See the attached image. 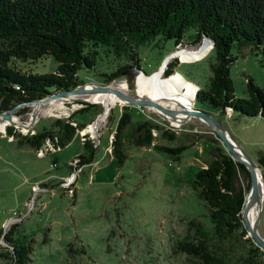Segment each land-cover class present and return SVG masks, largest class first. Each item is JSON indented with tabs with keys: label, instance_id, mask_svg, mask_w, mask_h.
<instances>
[{
	"label": "rangeland",
	"instance_id": "obj_1",
	"mask_svg": "<svg viewBox=\"0 0 264 264\" xmlns=\"http://www.w3.org/2000/svg\"><path fill=\"white\" fill-rule=\"evenodd\" d=\"M194 32V28L188 29L181 42L159 34L119 55L110 45L94 46L93 66L80 69L68 88L55 89L45 97L31 100L46 99L39 103V108L27 104L29 101L17 104L20 106L12 113V122L0 117V253L12 251L3 237L15 225L17 244L32 246L28 264H206L180 249L179 244L188 243L190 248L189 244L196 242L187 225L190 219L200 220L213 234L209 209L193 188V181L198 170L227 155L235 164L232 193L243 197L240 215L246 235L226 241L212 235V249L218 252L220 264H253L246 263L244 256L254 244L261 251L258 261L264 264V248L250 233L257 224L256 231L264 240V174L257 162L264 155V118L243 116L231 106L222 112L198 99L200 88L206 87L211 76L214 55L212 43L205 36L192 42ZM206 42L211 44L210 49L191 61H182L174 53L186 50L192 54ZM133 52L140 60L138 66V59L131 57ZM232 53L236 56L230 67L235 96L247 97V76L264 90V67L259 57L249 48H234ZM19 64L31 73L53 72L58 66L52 57ZM126 65L129 67L121 68ZM160 71L162 77L177 74L197 85L190 112H202L221 124L224 128L220 131L235 149L239 152L241 147L260 168L261 204L254 202L246 213L250 228L243 211L251 189L249 169L232 157L216 130L202 116L189 114L177 119L176 114L166 113V108L147 96L138 95L139 73L152 78ZM121 83L127 84L125 91L119 87ZM77 88L90 91L53 97ZM104 92H114L121 102L105 106L91 98ZM132 100L154 102L159 107L135 104ZM60 120L73 126L86 124L61 149L57 146L59 141L53 142L54 138L58 140L57 134L34 149L18 146L15 137L6 133L7 126H13L23 136L44 128L54 131L53 125ZM19 121L21 125H16ZM118 130L123 152L127 154L121 165L113 157ZM86 141L95 149V156L91 163L82 165L77 156L85 152ZM163 147L184 149L175 155ZM72 175L75 177L69 182ZM254 207L257 211L250 222L249 213ZM6 262L0 257V264Z\"/></svg>",
	"mask_w": 264,
	"mask_h": 264
},
{
	"label": "trees",
	"instance_id": "obj_2",
	"mask_svg": "<svg viewBox=\"0 0 264 264\" xmlns=\"http://www.w3.org/2000/svg\"><path fill=\"white\" fill-rule=\"evenodd\" d=\"M190 28L195 30L193 43L201 41L203 36L214 41L211 76L206 87L200 88L198 99L222 112L231 106L243 116L264 118V90L247 76V97H236L230 76V67L236 60L234 48H249L264 67V0H0V111L45 97L55 89L68 88L80 69L93 66L94 46L110 45L119 55L159 34L181 42ZM41 57L55 59L58 62L55 71L31 73L17 65ZM131 57L135 61L137 53L133 52ZM55 123L54 131L44 128L23 136L13 126H7L6 133L15 137L18 146L34 149L57 134L59 138L53 142L59 141L57 146L61 149L86 126L84 123L73 126L61 120ZM83 147L85 152L77 156L82 165L91 163L95 156V149L88 141ZM163 148L175 155L184 149ZM126 155L118 130L113 157L121 165ZM257 162L264 174V155ZM239 166L244 169L242 164ZM234 172V161L222 155L198 170L193 181V188L209 209L212 235L223 241L246 235L240 215L243 197L232 193L230 185ZM187 225L196 242L190 243V248L188 243H181L180 249L206 264H220L218 252L212 249V235L203 223L190 219ZM15 229L12 225L3 237L12 251L1 252L0 257L7 261L5 264H28L32 246L17 244ZM249 249L245 251V262L260 264L259 247L252 244Z\"/></svg>",
	"mask_w": 264,
	"mask_h": 264
},
{
	"label": "bare ground",
	"instance_id": "obj_3",
	"mask_svg": "<svg viewBox=\"0 0 264 264\" xmlns=\"http://www.w3.org/2000/svg\"><path fill=\"white\" fill-rule=\"evenodd\" d=\"M210 47H211V44L209 42H206L202 46L201 49L197 50L196 52L192 54H188L186 50H182V51L179 50L174 53H176V55L181 57L180 59L182 61H188V60L191 61L195 58L201 57L205 52H207V50L210 49ZM169 58L166 59L165 64L168 62ZM162 71L152 75V78L147 77L143 75L142 73H139V75L137 76L138 95L143 96V97L147 96L148 98L155 101L163 108L170 109V110L172 109L175 111L177 109L176 111L177 113L175 112L177 119L179 118L181 119L183 117L188 116L189 114L187 112H190L193 108L192 105L194 101V93L197 90V85L185 81L183 79L184 77L182 78L180 75H177V74L171 75L170 78L162 77L161 76ZM119 87L125 91L127 89V84L121 83ZM85 88L90 89L91 87L86 86ZM105 93H108V94H105ZM114 95H115L114 92L113 93L104 92V94L99 93L98 95L97 94L91 95V98L94 99L95 101H101L102 103L105 104V106L106 104H111V103L114 104L115 102H118V101L121 102L120 100L121 98L119 99L116 97V95L115 96ZM70 98H73V97H70ZM39 106H40L39 104L37 105L35 104V108L36 107L39 108ZM40 109H42V106L40 107ZM155 110L160 113H163L161 110H158V109H155ZM8 121L12 122V119ZM16 125H21V122L20 121L17 122ZM92 128H94V126ZM259 173L260 171L258 172V177L260 176ZM256 211H257V207H254L253 209H251L249 213L250 222L251 221L253 222Z\"/></svg>",
	"mask_w": 264,
	"mask_h": 264
},
{
	"label": "water",
	"instance_id": "obj_4",
	"mask_svg": "<svg viewBox=\"0 0 264 264\" xmlns=\"http://www.w3.org/2000/svg\"><path fill=\"white\" fill-rule=\"evenodd\" d=\"M206 39H209L212 43V46H214V41L208 37L205 36ZM106 88H98V90H105ZM85 91H90V90H86L85 88H77L75 90H72L71 92H59L58 94L54 95L53 97H64V95L66 94H76V93H84ZM46 102V99H44L43 101L39 100V101H29L27 102V104H39V103H43ZM132 103L135 104H139V105H154L159 107L156 103L154 102H150V101H137V100H132ZM21 105V104H20ZM20 105H16L14 106L8 113H0V117L3 116V120H10L12 118V113H14L16 111V109L20 106ZM164 111L168 114H170L171 116H175V112L174 111H169V110H165ZM188 114H193L195 116H202L207 122H209L210 126L216 130V132L218 133V135L221 137V140L223 142V144L226 146V148L229 150L230 154L232 155V157L239 161L240 163L244 164L250 172V177H251V189L250 192L247 196L245 205H244V218L246 220V226L248 228H250V225L246 219V213L247 211L252 207L254 202H257L258 204H261L260 201V197H259V177H258V170H260V168L256 165V163L254 162V160L252 158H250L243 149H241L240 147V151L238 152L234 145L232 144V142L225 137V135L220 131L219 128H224L221 124L215 122L213 119H211L209 116H207L206 114L202 113V112H187ZM261 173V172H260ZM259 173V174H260ZM257 224L254 226V229H250V233L252 234L253 238L255 239V241L257 242L258 245H260L261 247L264 248V240H262V238L258 235L257 233Z\"/></svg>",
	"mask_w": 264,
	"mask_h": 264
},
{
	"label": "built area",
	"instance_id": "obj_5",
	"mask_svg": "<svg viewBox=\"0 0 264 264\" xmlns=\"http://www.w3.org/2000/svg\"><path fill=\"white\" fill-rule=\"evenodd\" d=\"M74 177H75V176H73V175H72L71 177H69V178H70V179H69V182L73 181ZM64 184H65V185H70L69 183H64Z\"/></svg>",
	"mask_w": 264,
	"mask_h": 264
},
{
	"label": "crops",
	"instance_id": "obj_6",
	"mask_svg": "<svg viewBox=\"0 0 264 264\" xmlns=\"http://www.w3.org/2000/svg\"><path fill=\"white\" fill-rule=\"evenodd\" d=\"M9 139H11V138H9ZM12 140V139H11ZM71 162V161H70ZM52 163H53V160H52ZM51 163V164H52ZM51 164H50V166H51ZM68 166H69V164H68ZM69 173H67V174H63V175H68ZM63 175H59L60 176V178H61V176H63ZM58 182H59V180H58ZM47 186V185H46Z\"/></svg>",
	"mask_w": 264,
	"mask_h": 264
}]
</instances>
